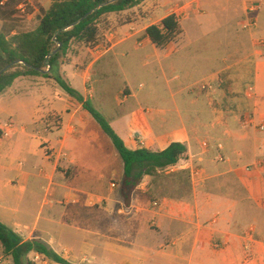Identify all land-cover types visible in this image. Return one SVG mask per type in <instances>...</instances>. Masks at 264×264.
I'll return each instance as SVG.
<instances>
[{
    "label": "crops",
    "instance_id": "crops-1",
    "mask_svg": "<svg viewBox=\"0 0 264 264\" xmlns=\"http://www.w3.org/2000/svg\"><path fill=\"white\" fill-rule=\"evenodd\" d=\"M248 1L145 0L119 14L142 13V23L152 22L145 35L178 7L205 14L180 22L183 39L165 49L147 35L138 45L141 17L111 37L100 25L97 45L73 44L69 62L56 68L85 101L94 100L128 149L187 148L172 169L146 176L128 203L113 143L54 80L19 78L0 94V125L13 120L20 127L0 145V222L24 242L43 241L70 264H243L246 248L253 264H264V167L244 170L264 161V132L240 123L250 107L248 85H212L209 76V43L237 41ZM259 1L255 35L264 39ZM103 45L108 51L96 56ZM254 55L248 71L259 77L264 46L254 47ZM96 73L105 79L98 87L91 86ZM115 75L122 84L106 81ZM203 83L213 91H202ZM45 146L56 157L48 159ZM192 168L206 173L202 183L193 182ZM28 259L56 264L35 253Z\"/></svg>",
    "mask_w": 264,
    "mask_h": 264
},
{
    "label": "trees",
    "instance_id": "trees-1",
    "mask_svg": "<svg viewBox=\"0 0 264 264\" xmlns=\"http://www.w3.org/2000/svg\"><path fill=\"white\" fill-rule=\"evenodd\" d=\"M52 0L48 9H41L38 26L26 28L29 9L21 12L19 5L26 0H0V94L19 78L43 77L54 80L70 97L99 124L110 138L124 167L121 193L126 203L146 176L176 166L187 153L180 143L171 144L162 152L146 149L130 150L113 130L106 118L73 89L56 68L64 64L73 44L94 47L101 40L100 25L107 16L118 15L139 6L145 0ZM29 6V5H28ZM146 35L157 49L178 43L183 30L174 15L165 18L160 26H151ZM0 244L14 264H31L28 256L35 253L56 264H70L41 240L24 242L14 231L0 222Z\"/></svg>",
    "mask_w": 264,
    "mask_h": 264
},
{
    "label": "rangeland",
    "instance_id": "rangeland-1",
    "mask_svg": "<svg viewBox=\"0 0 264 264\" xmlns=\"http://www.w3.org/2000/svg\"><path fill=\"white\" fill-rule=\"evenodd\" d=\"M51 2L52 0H26V3L21 4L25 6V12L28 11V9L31 13L35 11L38 12L36 15L28 18L29 20H27L26 22L27 29L33 30L38 26L37 15L39 14V10L45 9V7H48V5L51 4ZM204 14L205 12L202 11V13H199L197 15L201 16ZM142 16L143 14L136 10L131 11L127 14L125 13L123 15H119V14L109 15L105 19H103L101 23V27L106 31L111 30L112 32H115L116 35V32H118L119 28L124 26V24L132 22L133 20L135 21V23L139 22L138 18L141 17L140 27H139V30L141 32L139 34L138 45L144 46L143 42L146 40V35L143 29L145 26L149 25L152 22L149 21L146 23H142L143 22L142 20L144 19L142 18ZM242 22L243 21H238V27H237L238 32H236L237 41L225 42L220 46L218 42L209 43V45L211 46L209 76L211 78H215L216 80L215 84L212 85H248V88L253 87L256 90L257 99L256 102L254 100H250V107L247 113H249L255 107L254 109H256V112L258 114H264V71L259 74L260 75L259 77H255L253 72L250 73L248 71V69H250V67L253 68V65L256 63V58L254 55L256 35L255 33H252L251 35L250 32L244 31L242 29ZM261 22L262 24L264 23V12L262 15ZM259 31L260 30H258L257 33ZM132 33L133 31L130 30L128 31V33H124L122 36L120 34L119 36H121L120 38L122 37L127 38ZM225 38H227V36ZM182 39L183 36L180 38L179 42H181ZM65 61L69 62V59L66 57ZM24 79L25 81L31 82L33 84H44L46 81L43 77H29ZM104 80H105L104 77L96 73L93 80L91 81V86L93 85L95 87H98L100 86L99 84ZM106 81H112L117 85L122 84L121 78H119L117 75H115V77H112L111 79L107 78ZM90 103L107 120L105 113H103L99 109L98 105H96L94 100H91ZM109 142L111 143L110 140ZM1 255H5V254L0 244V256Z\"/></svg>",
    "mask_w": 264,
    "mask_h": 264
},
{
    "label": "built area",
    "instance_id": "built-area-1",
    "mask_svg": "<svg viewBox=\"0 0 264 264\" xmlns=\"http://www.w3.org/2000/svg\"><path fill=\"white\" fill-rule=\"evenodd\" d=\"M262 9V2L259 0H253V1H248L246 6H245V15L243 18L242 22V29L244 31L252 33H256L259 29V13ZM19 10L21 12H25V6L20 5ZM202 13L201 9L196 10V11H190L187 9H182L181 7H178L177 11L173 14L177 20L178 23L190 19L193 15ZM114 32L109 31L108 36H113ZM264 46V39L262 38H256L255 39V50L258 51L260 47ZM107 45H103L102 47H98L94 49V54L96 56H101L105 52L108 51ZM200 88L204 92H212L214 87L209 84V83H203L200 85ZM246 96L249 100H254L256 102L257 96H256V90L253 87H249L246 91ZM254 107V106H253ZM255 108V107H254ZM252 109L249 113H246L244 116L241 117L240 123L242 127L244 128H249V127H255L259 131L264 132V117H261L257 112L256 109ZM20 129L19 125L13 121H7L3 124L0 125V145L3 139L9 138L17 131ZM35 135L39 138H43L42 131L37 130ZM219 149L223 148L222 144L218 145ZM44 153L45 156L48 159H52L56 157L55 152L52 151L49 147L45 146L44 147ZM220 161L224 162L226 161L225 158L222 156L219 158ZM264 167V161H257L251 165H248L244 167V170L246 172H253L257 169H262ZM170 169V168H169ZM172 169V167H171ZM191 170V179L193 180L194 183L200 184L205 180L206 173L203 171V169L199 168H192ZM158 203L155 202L153 206L156 208L158 207ZM39 256V255H38ZM39 257H37L38 259ZM253 256L250 253V250L248 248L245 249V257L243 264H253ZM0 264H14L13 259L11 256L7 255H1L0 256Z\"/></svg>",
    "mask_w": 264,
    "mask_h": 264
},
{
    "label": "water",
    "instance_id": "water-1",
    "mask_svg": "<svg viewBox=\"0 0 264 264\" xmlns=\"http://www.w3.org/2000/svg\"><path fill=\"white\" fill-rule=\"evenodd\" d=\"M113 1H114V0H113ZM113 1H111V2H113ZM9 67H10V66H9ZM9 67H7V68H5L3 71H1V72H0V75L3 74L6 70H8Z\"/></svg>",
    "mask_w": 264,
    "mask_h": 264
}]
</instances>
